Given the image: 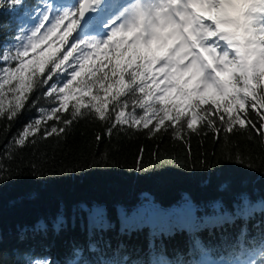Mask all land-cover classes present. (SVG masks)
<instances>
[{"label":"trees","instance_id":"16d2710c","mask_svg":"<svg viewBox=\"0 0 264 264\" xmlns=\"http://www.w3.org/2000/svg\"><path fill=\"white\" fill-rule=\"evenodd\" d=\"M72 2L22 0L16 5L0 0V52L13 49L21 32L31 34L45 4L64 7ZM122 2L110 0L111 11ZM55 82L53 77L49 84ZM47 88L34 87L14 119L7 118V111L0 117V264H33L37 259L47 264H153L160 257L168 264H200L196 240L208 253L205 264H210L228 255L242 227H247L249 241L264 234V138L255 130L236 125L226 132V125L222 127L218 120L215 128L202 123L195 132L184 124L179 136L171 127L155 133L142 124L113 127L111 106L105 120L87 108L73 117L79 95L69 101L67 111L56 113L59 120L45 119L41 109L51 113L59 106L43 94ZM88 100L84 97L82 102ZM14 102L5 88L0 105L6 109ZM131 111L130 101L126 112ZM143 114L136 108V117ZM247 117L260 127L254 111L249 109ZM35 120L41 121L39 129L24 146L15 144L14 138ZM65 120L72 122L65 125ZM53 127L57 132L46 135ZM241 193L251 208L247 220L236 218L222 227L190 232L173 215L155 228L121 230L119 209L131 217L141 205L179 209L190 202L197 223H203L205 216L217 214L213 210L217 202L220 213L235 215L242 207ZM97 206L105 209L110 227L91 229L89 235L84 209ZM61 215L64 224L56 231L53 223ZM41 222L46 228L37 227ZM91 244L96 245L95 251Z\"/></svg>","mask_w":264,"mask_h":264},{"label":"snow or ice","instance_id":"6c2138e0","mask_svg":"<svg viewBox=\"0 0 264 264\" xmlns=\"http://www.w3.org/2000/svg\"><path fill=\"white\" fill-rule=\"evenodd\" d=\"M12 2L18 5L22 0ZM112 7L108 0H73L64 7L45 4L31 34L21 32L13 49L0 52V94L7 88L15 100L6 109L0 105V117L7 111V118L14 119L33 88L48 85L43 94L59 106L51 113L41 109L45 119L59 120L56 113L67 111L69 101L79 95L73 117L87 108L105 120L111 106L113 127L142 124L151 133L171 127L179 136L184 124L195 132L202 123L215 128L218 120L222 127L226 125V132L239 125L264 138V0H123L116 11ZM53 77L56 82L49 84ZM84 97L89 98L88 103L82 102ZM130 101L132 111L126 112ZM136 108L144 114L136 117ZM249 109L256 113L259 128L248 119ZM71 122L65 120L64 124ZM40 123H30L14 138L15 144L24 146ZM56 132L53 127L46 135ZM240 200L242 207H237L235 215L220 213L217 202L213 205L217 214L205 216L203 223H197L190 202L179 209L141 205L131 217L119 209L121 230L145 225L155 228L160 220L173 215L190 232L222 227L251 215L243 193ZM84 210L89 235L91 229L110 227L104 208ZM63 224L61 215L53 227L60 231ZM37 227L46 225L41 222ZM195 245L202 254L200 264H205L207 251L199 240ZM90 247L96 250L95 244ZM33 264L47 261L37 259ZM153 264L168 262L160 257ZM213 264H264V234L249 241L247 227H242L228 255Z\"/></svg>","mask_w":264,"mask_h":264},{"label":"rangeland","instance_id":"374dc122","mask_svg":"<svg viewBox=\"0 0 264 264\" xmlns=\"http://www.w3.org/2000/svg\"><path fill=\"white\" fill-rule=\"evenodd\" d=\"M118 7H119V6H118ZM118 7H117V8H118Z\"/></svg>","mask_w":264,"mask_h":264}]
</instances>
